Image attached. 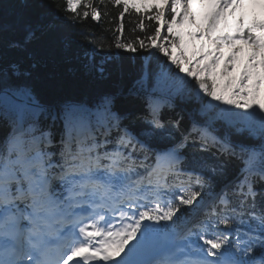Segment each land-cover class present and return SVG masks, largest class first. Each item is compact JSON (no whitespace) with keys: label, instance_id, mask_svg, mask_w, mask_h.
<instances>
[{"label":"snow or ice","instance_id":"obj_1","mask_svg":"<svg viewBox=\"0 0 264 264\" xmlns=\"http://www.w3.org/2000/svg\"><path fill=\"white\" fill-rule=\"evenodd\" d=\"M16 7L0 16V264H264V0H65L63 23L116 24L107 44L81 31L82 54ZM74 61L95 90L44 99Z\"/></svg>","mask_w":264,"mask_h":264},{"label":"trees","instance_id":"obj_2","mask_svg":"<svg viewBox=\"0 0 264 264\" xmlns=\"http://www.w3.org/2000/svg\"><path fill=\"white\" fill-rule=\"evenodd\" d=\"M34 7L32 8L33 13H42L48 20L56 23L61 31L70 37H73V42L71 44V51L74 53H81V49L84 47L80 41H82V37L79 35L81 31H91L95 33L97 37L103 36L104 42L110 43L112 39L111 32H105V29L115 28L116 24L110 23V17L104 16L100 20L99 23L93 21L92 19H88L81 23L73 26L70 23H63L62 18L65 16H70L71 13L65 12V0H31ZM97 4H99L100 0H95ZM107 2V0H106ZM18 0H0V16H3L5 19H12L17 10ZM83 11V9H81ZM101 12H111L116 13L117 9L115 6L109 4L107 8L104 6H100ZM133 14H126L123 18V23L125 25L124 35L128 37L130 35L129 29L132 25L129 21L136 20L135 10H132ZM147 19V17H145ZM120 21L117 19L116 23L118 24ZM37 50L41 47V45H37ZM115 51V50H114ZM82 54V53H81ZM14 56L13 53H4L5 59H10ZM123 58V59H121ZM138 57H133L131 53H117L116 63L123 64L126 72H131L134 68V61L137 60ZM76 72L75 75H68L65 79L68 83L61 88H47L43 87L40 84H37V90L40 92L41 96L44 99H53V98H61V97H83L87 98L88 95L95 90V87L90 84L91 77L89 76L88 70L81 67L78 62H75ZM111 84V80L105 81L102 86H109ZM188 108H194L195 103L187 105ZM4 129L3 126L0 125V136L3 135Z\"/></svg>","mask_w":264,"mask_h":264}]
</instances>
